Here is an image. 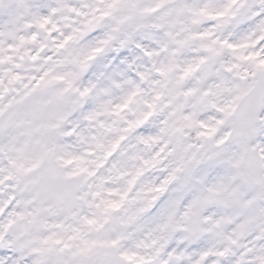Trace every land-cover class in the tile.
<instances>
[{"label": "snow or ice", "instance_id": "snow-or-ice-1", "mask_svg": "<svg viewBox=\"0 0 264 264\" xmlns=\"http://www.w3.org/2000/svg\"><path fill=\"white\" fill-rule=\"evenodd\" d=\"M0 264H264V0H0Z\"/></svg>", "mask_w": 264, "mask_h": 264}]
</instances>
